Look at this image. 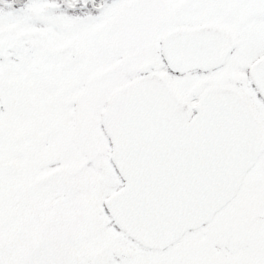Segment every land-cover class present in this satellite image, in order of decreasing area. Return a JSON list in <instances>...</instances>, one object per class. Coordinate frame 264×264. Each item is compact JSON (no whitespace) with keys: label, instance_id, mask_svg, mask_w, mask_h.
Returning <instances> with one entry per match:
<instances>
[{"label":"snow or ice","instance_id":"1","mask_svg":"<svg viewBox=\"0 0 264 264\" xmlns=\"http://www.w3.org/2000/svg\"><path fill=\"white\" fill-rule=\"evenodd\" d=\"M0 264H264V0H0Z\"/></svg>","mask_w":264,"mask_h":264}]
</instances>
